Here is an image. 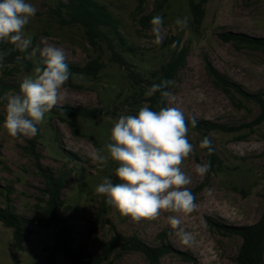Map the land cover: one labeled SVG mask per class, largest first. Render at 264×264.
I'll list each match as a JSON object with an SVG mask.
<instances>
[{"label":"rangeland","instance_id":"rangeland-1","mask_svg":"<svg viewBox=\"0 0 264 264\" xmlns=\"http://www.w3.org/2000/svg\"><path fill=\"white\" fill-rule=\"evenodd\" d=\"M59 1L64 0H27L37 8L23 32L24 38L31 40L26 58L33 66L11 73L8 70L12 64L0 65V83L8 85L0 98V206L9 186L12 188L10 204L17 214L29 220L21 249L13 244L12 229L0 222V264H45L57 229L55 225L46 227L34 220L43 179L36 170L34 158L24 148L31 138L12 137L3 127V97L19 90L20 81L31 74L36 61L41 60L38 51L35 56L29 53L45 44L62 48L66 63L82 66L94 57L102 62L95 77L71 74L62 89L64 99L58 104L97 107L100 110L96 117L66 116L65 120H60L46 113L44 123L38 125V133L32 137L39 165L66 174L60 208L70 224L73 246L85 242L87 250L97 254L100 242L109 239L113 229L125 236L136 234L146 244L155 245L157 234L166 229L173 247L187 251L193 260L185 261L178 255L167 254L160 258V264H235L233 257L240 238L209 230L205 216L234 225L252 224L259 219L264 208V118L256 123L259 108L255 103L216 87L204 64L208 61L217 72L247 91L264 90V52L235 47L218 36L228 30L264 36V0H205L204 16L197 27L192 24L189 0H95L117 19L118 30L131 47L128 50L118 47V50L137 76H149L150 70L168 59L174 46L163 45L166 37H181L178 47L186 45L187 56L170 84L167 107L178 108L188 119H209L236 126L230 132L207 133L216 160L204 176L194 171L196 165L208 163L204 149L199 147L204 137L199 132L188 131L194 148L181 167L191 177L188 187L197 204L191 214L181 216L180 227L191 234L188 244L180 242L177 230L167 222L170 213L166 212L154 220L133 221L110 205L95 231H90L92 215L100 199L95 188L104 177H109L117 164L111 159L106 166L94 163L91 153L108 142L109 129L121 114L135 115L144 102L142 97L132 94L130 79L125 70L110 59L104 42L102 47L93 48L82 25L60 21L54 12ZM156 1H162L161 5L157 7ZM151 12L164 20L165 36L159 45L153 43L152 18L145 25L139 21L141 16ZM62 14L66 15L64 10ZM183 17H188V25L181 30L175 20ZM66 151L76 158H70ZM49 264L67 263L58 253ZM101 264H146V261L139 252L117 248Z\"/></svg>","mask_w":264,"mask_h":264},{"label":"trees","instance_id":"trees-1","mask_svg":"<svg viewBox=\"0 0 264 264\" xmlns=\"http://www.w3.org/2000/svg\"><path fill=\"white\" fill-rule=\"evenodd\" d=\"M162 1H156L158 3L157 7L161 5ZM204 1L189 0V8L194 27L200 24L204 16ZM62 10L65 11V16L62 14ZM54 12L63 23H79L82 25L86 39L91 47L100 48L102 47V42L106 44L110 52V59L123 68L127 77L130 79L132 94L142 97L144 104H148L153 110H158L160 107H167L166 98H162L159 92L151 96L147 95V93L153 84H159L163 80L172 82L178 70L184 65L187 56V46L181 45L178 47L181 39L179 35L168 36L164 39L163 45H175L173 50L164 63L150 70L149 76L143 78L134 74L130 65L118 50V47L127 50L131 49V47L118 30L117 19L102 4H99L95 0H64L59 1L54 7ZM152 17L153 12L141 16L139 21L145 25ZM218 36L221 40L228 41L235 47H244L264 52V36H252L231 30L220 32ZM113 39H116V41ZM28 50L21 52L12 43L3 42L1 45L3 58L0 59V65L12 64L8 70L11 73L16 72L18 68L29 70L33 64L26 58ZM39 62L40 60L36 61V66ZM67 65L70 75L82 74L95 77L102 66V62L99 61L98 57H94L89 58L82 66L70 63H67ZM204 67L213 84L224 93L230 94L231 96L236 93L238 96L258 106L259 113L254 120L256 123L264 118V90H257L255 92L245 90L237 82L217 72L208 61H205ZM68 83L73 85L71 82ZM7 87L8 85L5 82L2 81L0 83V98H2V93ZM169 87L170 85L164 91L168 92ZM132 97L134 98L135 96ZM99 110L97 107L63 104L53 107L48 114L56 116L60 120H65L66 116L94 118L99 113ZM193 120L195 119L185 118L189 130L199 132L203 137L207 136L209 131L230 132L236 127L227 123L214 122L209 119L195 120V125L193 126ZM34 143L35 139L31 138L27 140V144L24 147L34 158L36 170L43 179V187L38 189L39 194L35 204L38 212L34 216V220L46 227L51 225L57 227L53 235V245L49 248L48 258L45 264H49L52 257L58 253L64 256L67 264H101L108 260L111 253L117 248L122 251L141 253L146 264H160V258L167 254L178 255L185 261L193 260L187 251H181L173 247L167 238L168 231L166 229H162L157 234L158 243L155 245L146 244L136 234L125 236L113 229V234L110 238L100 242V251L97 254H91L87 250L85 242L77 244L76 247L73 246L74 238L71 235L70 224L63 216L60 208L61 190L66 180V174L63 171L55 173L48 167L42 168L38 162L39 154L34 149ZM204 151L210 167L212 165L214 166L216 157L213 151L211 154H209L208 149H204ZM67 154L72 159L76 158L72 152H67ZM117 166L116 164L114 169ZM114 169L109 177L113 183H119L120 181L114 175ZM11 192L12 188L9 186L6 187L4 203L3 206H0V222L12 229L13 244L16 248L21 249L29 220L17 214L12 204H10L9 194ZM109 206L110 204L107 203L106 197L100 195L98 206L92 215L90 231H95L100 218L107 212ZM205 221L208 229L213 232L226 236H238L240 238V244L233 257L235 264H264V208L259 219L252 224H229L221 222L209 215L205 216Z\"/></svg>","mask_w":264,"mask_h":264},{"label":"clouds","instance_id":"clouds-1","mask_svg":"<svg viewBox=\"0 0 264 264\" xmlns=\"http://www.w3.org/2000/svg\"><path fill=\"white\" fill-rule=\"evenodd\" d=\"M37 8L27 0H0V42H10L21 52L31 47V40L23 32ZM163 17H152L153 43H162L165 33ZM175 24L183 30L188 17L177 18ZM175 46V45H173ZM39 53L41 58L31 74L19 83V90L3 97V127L12 137H35L38 125L44 123L46 113L64 99L62 91L70 71L66 54L62 48L45 44L38 50L33 48L30 56ZM3 54H0V59ZM172 82L163 80L153 84L147 95L156 92L162 98ZM193 126L195 120L192 121ZM188 125L183 113L175 107H160L153 110L148 104L140 106L135 115L121 114L109 129L108 142L91 153L94 163L106 166L109 159L117 163L114 175L120 181L113 183L104 177L95 191L106 197L122 215L133 221L154 220L162 212L170 213L167 222L177 230L176 235L183 244L191 242V234L183 230L181 216L191 214L196 208L195 197L188 185L191 177L182 169L185 158L193 152L188 139ZM199 147L212 153V141L205 136ZM210 165L205 162L195 166V173L204 176Z\"/></svg>","mask_w":264,"mask_h":264}]
</instances>
